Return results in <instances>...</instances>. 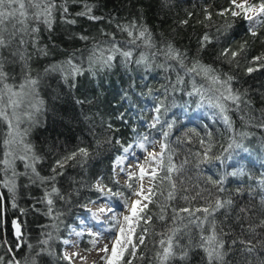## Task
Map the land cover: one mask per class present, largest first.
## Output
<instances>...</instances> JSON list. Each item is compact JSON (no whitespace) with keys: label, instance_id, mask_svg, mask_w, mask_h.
Here are the masks:
<instances>
[{"label":"trees","instance_id":"obj_1","mask_svg":"<svg viewBox=\"0 0 264 264\" xmlns=\"http://www.w3.org/2000/svg\"><path fill=\"white\" fill-rule=\"evenodd\" d=\"M87 2L93 6L92 14L104 17V20L93 23L86 18L76 17V25H67L61 22L57 12L52 31L40 25L36 46L29 42L26 62L12 54L15 44L0 54L8 83L18 84L26 75L39 77L38 91L43 104L36 125L28 130L27 140L41 157V162L37 164L41 175H50L56 160L77 149L84 147L89 151L87 158L77 156L60 170L63 175L57 178V184L62 192L68 193V198L57 205L62 212V222L50 241L54 254H44L38 264H58L57 254L61 247L58 237L64 235L70 225L77 223L82 214L77 201H86L93 195L89 191V184L96 176L107 175L111 171L113 160L121 154V143H134L137 134L162 140V131H169L167 143L173 163L178 169L181 165L183 168L171 174L174 190L167 180L156 182L159 191L164 194L154 197L158 204L148 205L153 219L149 225H145L149 229L145 244L138 246L136 257L131 258L132 264H157L154 257L159 247L158 234L172 227L170 218L173 209L188 207L194 210L214 203L217 198L233 201L230 207L216 213L218 227L225 229V249H230L226 252L224 264H261L264 261V226H261L264 224V184L261 183L264 181V127L260 125L264 123V71L248 75L245 68L252 57L264 53V28H259L258 35L253 37L246 21L236 20L230 27L227 26L225 18L215 13L227 7L228 0ZM68 6L73 16L82 9L79 3ZM205 9L213 13L212 22L204 21ZM189 13H192L190 17ZM185 19L188 24H181ZM131 21L147 28L156 48L165 49L171 44L184 55L186 66L190 67L198 60L202 65L213 68L217 74L235 77L233 88L245 94L243 99L247 103H242L239 109L229 103L226 114L232 124L231 129L225 124L219 110L208 103L210 81L203 76L189 74L176 60H165L163 55L151 57V52L156 49L143 46L133 48V61L141 53L149 54L147 66L143 63H126L117 56L110 68H88L90 49L95 42L108 38L102 34V30L114 34L117 41L124 44L126 34L119 32L116 25ZM206 32L214 39L201 49L199 41ZM81 34L88 35L89 40L81 41ZM225 45L233 49L244 45V51L232 64L217 58ZM39 49L46 50L47 55ZM69 58L85 68L83 75L75 77L74 86L71 79L66 83L60 72L45 71L50 65L61 64ZM236 63L239 67H236ZM178 79L183 82L178 84ZM193 84L203 91V97L193 91ZM190 92L193 94L189 95ZM161 99L166 111L161 115V126L152 129L149 123L153 109ZM120 113L125 116L123 121L117 119ZM110 124L111 128L108 127ZM167 124L173 127L169 129ZM5 127L0 124V130ZM209 145L213 159L201 163ZM197 153L201 155L197 156ZM216 156L221 159L215 160ZM185 160L188 162L184 163ZM16 167L21 173L25 171L20 161H17ZM232 172H237V175L232 176ZM159 175L164 176V172L161 171ZM210 181H223L224 191H219L218 186ZM26 182V178L21 176L19 183L23 185ZM43 191L42 187L36 185L21 188L18 204L27 214L21 216L18 209L8 207L5 216L0 218V236L4 240H14L12 221L17 218L23 222L24 240L33 244L38 238L43 239L44 233L52 231V222L43 214L45 205L36 203ZM169 191H174V199H168ZM241 208L247 211L241 212ZM162 210L168 217L164 222L158 219ZM181 215L187 216V213ZM177 223H180L179 220ZM250 225L254 231H249ZM233 239L252 240L255 251L247 253L239 243L230 246ZM4 250L0 247V252ZM25 251V248H21L18 254ZM169 264H205L204 253L199 248H190L186 260L177 259Z\"/></svg>","mask_w":264,"mask_h":264},{"label":"snow or ice","instance_id":"obj_2","mask_svg":"<svg viewBox=\"0 0 264 264\" xmlns=\"http://www.w3.org/2000/svg\"><path fill=\"white\" fill-rule=\"evenodd\" d=\"M82 4V9L74 16L70 13L69 4ZM59 12L61 22L67 25H76V17H83L93 23L104 20V17L93 15V6L87 0H0V54L6 48H11L15 44L13 55L21 61H27V46L31 41L35 47L38 40L40 25H43L49 32L52 31L56 20V13ZM217 16L224 17L227 26L236 20L246 21L248 30L253 37L258 35V29L264 28V0H228V6L217 11ZM189 17L192 13L188 14ZM213 13L204 10V21L212 22ZM188 24V20L180 22ZM206 27L209 25H205ZM121 33H125L127 39L124 44L117 41L114 34H102L108 38L102 42H95L87 57L88 68L112 67V62L119 56L127 62L137 64L149 63L150 57L147 53H141L139 58L133 61V48L141 46L148 49H156L151 52V57L163 55L165 60H176L182 68L189 74L203 76L210 81L211 95L208 103L219 110L225 124L231 129L232 124L226 114L228 105H234L239 109L242 103H247L243 99L245 94L233 88L235 77L230 74H217L216 71L207 65H202L198 60L190 67L184 64V55L171 44L165 49L156 48L152 39V34L143 26H138L135 21L125 25H116ZM220 29L218 28L217 31ZM81 41L87 42L89 36L81 34ZM214 37L207 32L203 34L199 43L200 48H205L213 42ZM218 41L219 38L215 37ZM47 55V51L39 49ZM244 51V45L239 49H233L230 45H225L220 49L217 58L232 64L237 56ZM163 66V65H162ZM236 67L239 64L236 63ZM46 72H60L62 79L67 83L69 79L73 81L75 77L83 75L85 68L82 64L74 62L69 58L61 64H53L45 69ZM264 71V53L254 56L249 61V66L245 72L251 75L254 72ZM182 80L177 83H182ZM39 77L26 75L22 82L18 84L8 83V75L4 71V60L0 58V124L6 125L0 130V218H3L10 206L18 209L21 216L26 215V211L19 207L18 198L21 196V188H30L33 185L44 189L43 195L37 198V204H44L43 214L49 217L52 231L44 233V238H38L36 243L25 241L22 231V220L19 218L12 221L13 241L4 240L0 236V247L4 248L0 252V264H38V260L44 254L53 255L50 241L54 239V232L59 230L62 222V212L57 207L61 202H66L68 193L62 192L57 184V178L63 175L60 171L68 161L75 160L77 156L87 158L89 151L81 147L73 153L55 161L50 169V175L42 176L37 169V164L41 162V157L36 154L34 148L27 140L29 128L37 122V117L41 111L43 101L39 97ZM193 91L201 97L204 96L202 90L197 89L193 84ZM193 93H189L192 95ZM166 111L164 100L161 99L154 106L153 115L149 127L156 129L161 126V115ZM117 119L123 121L125 116L120 113ZM27 125V126H24ZM264 127V123H261ZM109 128L112 127L110 124ZM172 124H167L171 129ZM162 140H154L148 135L137 134L134 143H121V154L112 163L111 171L107 175H98L89 184V191L93 193L86 201H77L82 209V214L73 227L65 230L64 235L58 237L61 245L58 257V264H73L74 259L83 258L75 251L80 248L84 252L96 251L100 255L101 264H132V257H136L137 248L145 244V236L149 225L153 219L149 204H158L154 197L163 192L159 191L157 181L163 183L164 180L172 183L173 172L180 169L172 161L167 143L169 131H162ZM159 143L157 149L156 144ZM203 144V141H201ZM232 145L230 144L229 147ZM211 145L207 146L203 153L201 163H207L213 159L210 156ZM167 154V164L165 156ZM200 156V153L196 154ZM219 156L215 160L219 161ZM17 161L24 165L25 171L19 172L16 167ZM188 161L185 160L184 163ZM135 169V170H133ZM163 171L164 176L159 173ZM236 176L237 172H232ZM26 178L25 184H20V177ZM124 184L121 185L120 181ZM148 181L149 186L144 187V182ZM218 186L219 191H224L223 181H210ZM264 184V181L261 182ZM168 199H174V191L168 192ZM186 199V197H185ZM264 200V197H262ZM115 201V202H114ZM232 200H222L217 198L214 203L194 210L188 207L173 209L171 216L172 227L158 234L157 241L159 247L155 253L157 264H169L173 260H186L190 248H199L204 253L205 264H224L226 252V241L223 239L225 229L218 227L216 213L222 208L232 205ZM89 205L95 208L90 210ZM119 205V206H117ZM39 210V209H36ZM241 212H246L244 208ZM127 213V214H125ZM187 213V216H182ZM200 213L201 215H197ZM161 222L168 219L163 210L158 217ZM241 219V217H237ZM179 220V224L177 221ZM261 226H264L262 224ZM137 228L140 229L137 232ZM249 231L254 229L249 226ZM237 243L243 246L242 250L247 253L255 251L252 240L233 239L230 246ZM21 248H25L24 253H19ZM143 259V257H141ZM247 264V262H246ZM264 264V261L261 262Z\"/></svg>","mask_w":264,"mask_h":264},{"label":"rangeland","instance_id":"obj_3","mask_svg":"<svg viewBox=\"0 0 264 264\" xmlns=\"http://www.w3.org/2000/svg\"><path fill=\"white\" fill-rule=\"evenodd\" d=\"M35 125H36V123L33 124L32 126H35ZM156 147H157V149L159 148V143L156 144ZM133 170H135V169H133ZM120 184L123 185L124 181L121 180ZM148 186H149V184H148V181L146 180L144 182V187L147 188ZM117 206H119V205H117ZM89 208H90V210L95 211V208L93 206L89 205ZM125 214H127V213H125ZM75 225H76V223H73L69 227H73ZM75 251L79 252L80 254H83L80 256L83 258V264H101L100 255L96 251L84 252L80 248H76ZM93 253H95L98 257L97 256L93 257V255H92ZM73 264H81V260L80 259H74Z\"/></svg>","mask_w":264,"mask_h":264},{"label":"bare ground","instance_id":"obj_4","mask_svg":"<svg viewBox=\"0 0 264 264\" xmlns=\"http://www.w3.org/2000/svg\"><path fill=\"white\" fill-rule=\"evenodd\" d=\"M95 253H96V252H95ZM95 253H93V254H92V255H93V257H94V256H97ZM81 255H83V254H80V256H81ZM83 257H84V256H83ZM97 257H98V256H97Z\"/></svg>","mask_w":264,"mask_h":264}]
</instances>
